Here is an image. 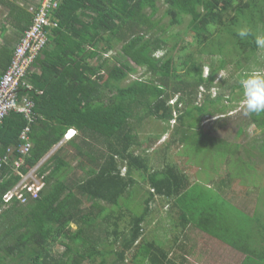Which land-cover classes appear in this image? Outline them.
Segmentation results:
<instances>
[{"label":"trees","instance_id":"16d2710c","mask_svg":"<svg viewBox=\"0 0 264 264\" xmlns=\"http://www.w3.org/2000/svg\"><path fill=\"white\" fill-rule=\"evenodd\" d=\"M0 2L10 15L21 8ZM49 14L47 43L27 76L32 111L11 110L0 122V264H168L147 230L162 204L180 220L172 234L198 227L264 264L263 174L249 162L264 155V114L250 116L263 132L251 146L239 141L241 121L225 137L202 124L237 99L217 93L228 82L220 74L234 79L256 63L264 0H57ZM244 27L255 35L242 40ZM18 44L0 48V79ZM50 51L51 75L32 84L33 66ZM70 128L76 134L65 140ZM78 131L81 143L72 140ZM35 168L37 197L26 189L7 201ZM236 177L253 196L240 206L223 198ZM179 242L170 237L168 250Z\"/></svg>","mask_w":264,"mask_h":264},{"label":"crops","instance_id":"0c3cea01","mask_svg":"<svg viewBox=\"0 0 264 264\" xmlns=\"http://www.w3.org/2000/svg\"><path fill=\"white\" fill-rule=\"evenodd\" d=\"M8 1L16 3L21 8L10 15L11 8L5 2H0V48L4 46L15 49L23 35V29L26 27L25 18L29 16L32 19L33 9L40 4L41 0ZM49 56H51V51L50 53L44 52L36 61L30 74L32 84H34V81L37 82L39 76L45 79L51 75V61H49ZM0 69H2L1 66ZM72 140L81 143V133L78 131V135ZM72 140L66 142H71ZM158 207L159 210H154L155 213L152 215V219H148L150 223L147 230L153 234H151L153 236L152 239L157 241L159 249L168 251V264H256V258H248L244 253L248 252L247 250H238L230 243L222 242L216 239L215 236L201 231L198 227L180 226L172 234L173 222L180 221L177 219V214L162 209L163 204ZM157 223H162L163 229L160 228L158 231H153L151 228ZM173 236L178 238L180 242L175 244L171 250H168V241ZM153 251H156V249L153 248ZM237 257L239 258L233 262L222 260V258L236 259Z\"/></svg>","mask_w":264,"mask_h":264},{"label":"built area","instance_id":"2783aa9c","mask_svg":"<svg viewBox=\"0 0 264 264\" xmlns=\"http://www.w3.org/2000/svg\"><path fill=\"white\" fill-rule=\"evenodd\" d=\"M57 6V0H43L31 29L22 37L18 44L15 56L7 72L0 79V122L6 114L11 110H16L30 115L34 101L29 95L32 86L27 81L29 70L32 63L39 55L40 51L47 43L45 26L51 25L50 10ZM38 9V8H37ZM36 9V10H37ZM73 133H67V137H72ZM26 138V134H23ZM31 144L29 143L23 148V152L29 151ZM37 169H33L25 175H22L20 183L5 196L9 201L13 196L23 199L24 190H28L37 197L39 191L43 187V182L37 176Z\"/></svg>","mask_w":264,"mask_h":264},{"label":"rangeland","instance_id":"374dc122","mask_svg":"<svg viewBox=\"0 0 264 264\" xmlns=\"http://www.w3.org/2000/svg\"><path fill=\"white\" fill-rule=\"evenodd\" d=\"M206 62L210 63V59L206 58ZM256 70H264V49H260L258 56H257V61L256 63L251 66L249 65L247 67V70L242 72V73H237L234 77V79L238 78L239 80L242 78H245L246 74L251 73L252 71H256ZM208 71H209V67L207 65H205L204 68V73L205 75H208ZM230 74L227 72H222L219 76V78L221 79H226L228 82L225 83V85L223 84L222 86L216 87V91L217 93H221L222 95H224L226 98L228 96H231V94L233 93L236 96V100H234L232 103L228 102L227 99H224L223 102L225 103V105H227V112L226 114H220L217 113L215 114V116L217 117H223L221 119H216L215 116L214 117H204L203 120V128L205 130V132H207L208 134L215 136L216 134L214 133L215 130H220V137H225V135L230 134L232 131H235L237 129V123L242 124V126L244 127V133L242 135V137L239 139V141H243V143H247V145L251 146L254 142V139L260 136V133L262 132L260 129L258 130L256 128L255 125L250 124V117L248 116H244L243 112L241 111V102L243 100V93H241V90L239 88L238 85H232L234 83H237V80L234 79H229ZM229 79V80H228ZM232 88H235L234 91H232ZM240 99V100H239ZM148 124V123H147ZM146 124V131L149 130V132H151V130L154 127V122L149 123V125ZM179 127V124L178 126ZM221 127H223L222 129H220ZM178 130V134L181 133L182 129L179 128ZM261 131V132H260ZM172 132V131H171ZM263 133V132H262ZM231 137V136H229ZM168 136H165V139H167ZM259 144L261 145V142H259ZM196 155H193V159L195 158ZM255 156L257 158L250 160V164L253 165V167L255 168V170L257 171V173H261L263 175L261 178V182L259 185V200L260 203L262 204V202L264 203V155H261V153L259 151H255ZM214 160V153L211 154L210 156H208V158L205 160L206 162H204L205 165H208V163L212 164V161ZM218 161V163L220 161H222L221 158H216V162ZM195 168H197V166H195ZM222 175L220 177H226V175L229 173V168H227L226 166H223L221 168ZM205 173L208 174V170H205ZM214 186H218L219 185V181L222 180V178L217 177V175H214ZM233 189L231 188H227V193L228 196H224L223 198L229 203H233L236 206H240L245 204L249 198L246 197H253L252 195H245V193H248V191H250V189L245 188L244 186L242 187V181L240 179H238V177L234 178V182H233ZM226 189V188H225ZM243 195H240V194ZM178 195H172L171 197H175ZM212 197L215 196L211 194ZM252 203V202H251ZM250 203V204H251ZM201 207L197 208V210L201 211ZM196 210V211H197ZM240 210V209H239ZM243 211H249V210H244L241 209ZM136 213H139V209L135 210ZM159 227V228H158ZM160 228L163 229V224H155L153 225V227L151 228L153 231H158ZM152 234V233H151ZM153 235V234H152ZM240 257V256H239ZM239 257H237L236 259H224L222 258V260L224 261H236ZM220 261V260H219ZM220 263H222V261H220Z\"/></svg>","mask_w":264,"mask_h":264},{"label":"clouds","instance_id":"9594fccd","mask_svg":"<svg viewBox=\"0 0 264 264\" xmlns=\"http://www.w3.org/2000/svg\"><path fill=\"white\" fill-rule=\"evenodd\" d=\"M237 34L242 40L255 35L249 27L237 29ZM255 42L258 48L264 49V36L256 35ZM239 84L243 89V100L241 102L243 115L250 117L264 114V70H256L246 74L245 78L240 79ZM215 118L221 119L223 117L215 116ZM71 130L75 131L76 134V130ZM71 130H69V133H73ZM66 134L65 140L69 138Z\"/></svg>","mask_w":264,"mask_h":264}]
</instances>
